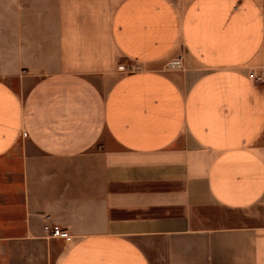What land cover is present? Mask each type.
Here are the masks:
<instances>
[{
	"label": "crops",
	"instance_id": "obj_1",
	"mask_svg": "<svg viewBox=\"0 0 264 264\" xmlns=\"http://www.w3.org/2000/svg\"><path fill=\"white\" fill-rule=\"evenodd\" d=\"M260 68L264 0H0V264H264Z\"/></svg>",
	"mask_w": 264,
	"mask_h": 264
},
{
	"label": "built area",
	"instance_id": "obj_2",
	"mask_svg": "<svg viewBox=\"0 0 264 264\" xmlns=\"http://www.w3.org/2000/svg\"><path fill=\"white\" fill-rule=\"evenodd\" d=\"M182 58L178 57L175 59L174 63L176 64H181ZM121 70H124V66H120ZM251 71V77L256 81L257 83H260L264 85V68L261 69L260 71H255V70H250ZM52 231V236L56 238H65L66 240H71V236L69 235V232L65 228H59V227H54L51 229Z\"/></svg>",
	"mask_w": 264,
	"mask_h": 264
},
{
	"label": "rangeland",
	"instance_id": "obj_3",
	"mask_svg": "<svg viewBox=\"0 0 264 264\" xmlns=\"http://www.w3.org/2000/svg\"><path fill=\"white\" fill-rule=\"evenodd\" d=\"M175 59H176V58H175ZM175 59L172 60V61H170V62L166 65L169 69L182 68L183 63L181 62V64H176V63H174ZM122 66H124V70H125V71H130L131 69L138 68V66H136V65H134V64H133V65L131 64V66H128V65H122ZM252 70L260 71L261 68H260V69H252ZM63 239H65V238H63ZM65 240H66V239H65Z\"/></svg>",
	"mask_w": 264,
	"mask_h": 264
}]
</instances>
